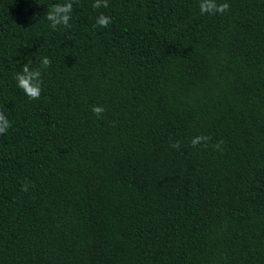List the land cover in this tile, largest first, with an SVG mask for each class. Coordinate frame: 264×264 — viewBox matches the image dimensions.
Masks as SVG:
<instances>
[{"label":"trees","instance_id":"trees-1","mask_svg":"<svg viewBox=\"0 0 264 264\" xmlns=\"http://www.w3.org/2000/svg\"><path fill=\"white\" fill-rule=\"evenodd\" d=\"M64 2L0 0V264H264V0Z\"/></svg>","mask_w":264,"mask_h":264},{"label":"clouds","instance_id":"clouds-1","mask_svg":"<svg viewBox=\"0 0 264 264\" xmlns=\"http://www.w3.org/2000/svg\"><path fill=\"white\" fill-rule=\"evenodd\" d=\"M74 0H66L64 3H57L52 5L49 8V11L46 13L45 18L50 22V27L56 29L60 26L65 28L70 27L71 13L73 11ZM94 9L108 8V0H94L92 4ZM230 9V5L227 2H218V0H199V10L202 15H216L224 14ZM112 23L110 16L101 13L96 18V26L107 28ZM31 60L29 59L28 63L23 64L22 71L18 72L15 75V80L17 87L20 88L23 93L30 100H38L42 95V80H41V69H46L51 67V60L45 56L42 58L39 68L31 67ZM106 109L100 105H93L92 112L97 116V118H102L103 113ZM11 123L8 120L7 116L3 111H0V135L7 134ZM211 140V137L208 135H197L194 136L191 140V145L193 147H198L200 145L207 146L208 142ZM223 141H218L213 147L222 151ZM169 147L174 150H179L181 144L179 141L169 142ZM33 186L29 183L22 185L21 191L27 193L29 188Z\"/></svg>","mask_w":264,"mask_h":264}]
</instances>
